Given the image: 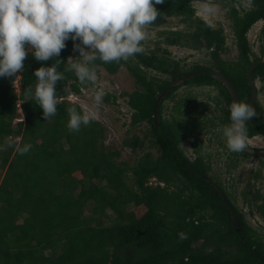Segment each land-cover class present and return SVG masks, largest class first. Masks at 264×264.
I'll return each mask as SVG.
<instances>
[{
  "label": "trees",
  "instance_id": "obj_1",
  "mask_svg": "<svg viewBox=\"0 0 264 264\" xmlns=\"http://www.w3.org/2000/svg\"><path fill=\"white\" fill-rule=\"evenodd\" d=\"M192 1L165 0L156 5L160 16L153 24L191 15ZM256 1L260 6L246 20L248 28L264 17V0ZM245 32L237 30L241 43ZM164 33L169 34L168 44L180 43L177 31ZM66 43L59 56L58 70L65 79L56 86L59 103L54 117L45 120L27 89H34L37 83L35 70L55 60L40 62L29 54L17 77L0 78V145L9 140L13 143L0 150V167L5 172L0 182V264H264L259 258L264 257L263 235L234 202L237 228L232 210L207 178L216 180L231 200L232 193L209 174L208 163L200 154L193 161L185 153L182 144L194 135L193 121L168 123L161 105L160 125L156 123L160 94L194 69H184L169 50L144 51L118 63H95L98 75L105 70L116 76L126 69L135 80L137 88L122 94L128 98L131 112L123 145L136 154L147 152L131 166L121 160L122 150L106 146L103 121L95 119L79 132L67 128L68 110L83 108L71 95H83L95 84H81L73 72L65 71L67 60L79 56L73 52L74 42ZM251 64L248 61L231 69L222 63L236 86L248 90L241 93L247 103L251 100ZM19 76L20 92L16 89ZM257 77L264 82V63L256 67ZM193 83L225 89L231 106L225 86L209 74L186 82ZM119 98L108 92L104 101L119 106ZM254 107L259 115L248 122L250 137L264 134L263 108L259 103ZM144 125L149 129L142 136L136 130ZM23 144L33 147L20 155L16 148ZM154 149L158 156L151 152ZM196 151L199 153L197 144ZM254 199L264 217L263 197ZM141 209L144 212L139 214Z\"/></svg>",
  "mask_w": 264,
  "mask_h": 264
},
{
  "label": "clouds",
  "instance_id": "obj_2",
  "mask_svg": "<svg viewBox=\"0 0 264 264\" xmlns=\"http://www.w3.org/2000/svg\"><path fill=\"white\" fill-rule=\"evenodd\" d=\"M165 0H0V78L17 77L31 54L35 60L47 62L34 72L37 83L28 88L45 120L57 114V84L65 79L59 71V56L73 41L75 59L69 58L65 71L73 72L81 84H96L95 63L128 61L145 51L148 25L157 21L156 5ZM105 87L94 92L95 108L68 110L67 128L79 132L97 118L96 109L106 96ZM27 100V99H26ZM230 124L223 127L227 148L242 153L249 148V120L258 114L247 102L234 101L230 106ZM12 147V141L0 145ZM31 144L16 148L20 155L29 153Z\"/></svg>",
  "mask_w": 264,
  "mask_h": 264
},
{
  "label": "flooded vegetation",
  "instance_id": "obj_3",
  "mask_svg": "<svg viewBox=\"0 0 264 264\" xmlns=\"http://www.w3.org/2000/svg\"><path fill=\"white\" fill-rule=\"evenodd\" d=\"M196 1L205 3L207 5L208 8L206 7L207 10L203 14L208 15L209 18H206L202 13H200L198 7L195 4ZM191 4L193 8V12L191 15L182 14L178 17L165 18L159 24H151V26L160 27L165 24L168 19H178V28H166L159 30V41L161 44H166L168 48L171 46H177V48H179L178 51L182 56L175 59L174 55H172L173 52H171L168 48L162 49L160 47H157L155 50L158 52H166V50H169V52L171 53V57H173L175 61L178 62L184 69H194L186 75L198 71H203L202 73H197L195 77L199 74H209L214 78V74L219 73L222 70L223 74L227 78H229L236 87L238 95L240 97V102H247V98H244V100H242L241 93L245 91L248 92V90L242 88L240 89L236 86L231 76H229L231 75L230 72L229 74H225L222 63L226 64L227 67H230L232 69L234 66L243 67L244 63L250 61L252 63L249 67L248 72V86L251 88L250 104L252 103L254 95V89L250 85V71L252 66L255 65L253 75L254 81L257 86V98L254 106L256 105V103H259L262 106L264 112V106L260 103L261 88L258 87V81L263 84L264 82L260 79V77L255 78L256 67L258 66V64L264 63V17H259L258 19H256L249 28L247 27L249 21L246 22V20L249 17L251 18V16L255 13V10L260 6L259 2H257L256 0H193ZM258 24H261L260 27H258V33L256 36H252L253 30H255V27ZM237 30H246L245 33H241L245 36L244 43H241V41L239 40L240 36L237 33ZM175 31L178 32L180 43L175 45L168 44L167 38L169 34H163V32ZM192 36H194V39L192 38ZM209 36L213 38L212 41ZM192 62L198 63L188 65ZM214 79L217 80L216 78ZM187 81L190 80H186L182 85L173 87L167 97H165V99L160 104V106L162 105L163 107L164 120H166L168 123H187L189 121H193L196 130L194 132V135L191 134L190 136L186 137L185 141L187 139H190L194 143L195 153H197V144L202 159H204V161L208 163L209 174L214 179H217L215 175L211 174V169L213 168V166L210 159V154L203 155L202 152L204 151V148L207 147V145H205L204 143L205 137L208 135H215V138H217V140H220L224 137L222 131L223 127L230 124V122L227 121L228 110L230 109V106L226 91L216 84L200 85L197 83H193L195 86H197L195 89L197 92L195 91L193 95H189L188 97H186L184 94L180 93V89H182L183 86L189 85L186 84ZM208 88L212 89L208 92ZM225 88L230 94L233 103V97L230 90L226 86ZM201 89L206 91V93L200 91ZM213 90L215 92H213ZM201 98L203 99L202 101H200ZM197 99L198 101L194 102ZM167 102H171L172 105L168 106V104H166ZM187 102L189 104H192L193 102L195 103V114L193 116H190L187 112H185V110L188 109L186 108ZM203 104H205V107H208V109H199V107L204 106ZM211 104H213L216 109V112L213 114V116L210 114V109H212V106H210ZM165 110L168 112L167 115L165 114ZM185 114L188 116H186ZM256 137H262L264 139V134L261 133L251 137L249 136V145L258 150H264V144H260L254 141V138ZM220 143H223V145H225V147L227 148L226 142L224 140L221 139ZM182 145L184 146L186 155L191 160H196L199 154L197 153V156H195V158L190 157L186 152L185 145ZM221 150H223V148ZM222 154L223 153H221L220 155ZM229 154L230 158L228 157V159L230 160V162L234 163V167H237L238 159H249V157L254 158L255 160L259 159L260 162L258 163V168L255 169L256 172L253 174V177H255V179L257 180H260L264 176V162L262 161L264 159V155H253L246 151L242 153L229 151ZM232 167L233 165L230 166V168ZM207 179L214 185L216 184V188L220 187L218 186L216 180L214 181L213 179ZM262 179H264V177ZM217 180L221 182L219 179ZM221 183L226 187V190L228 192L232 193V200L228 195L227 196L230 198L234 206L235 203L238 206L236 193L233 192L234 186L232 184H230V186H226L225 183ZM257 189L258 188L255 186L252 187L251 184L248 185V188L245 190V192L247 193L244 194V196L246 198L250 196L252 199H254L256 195H261L263 197L261 191ZM261 202L262 201H260V203Z\"/></svg>",
  "mask_w": 264,
  "mask_h": 264
},
{
  "label": "rangeland",
  "instance_id": "obj_4",
  "mask_svg": "<svg viewBox=\"0 0 264 264\" xmlns=\"http://www.w3.org/2000/svg\"><path fill=\"white\" fill-rule=\"evenodd\" d=\"M196 6L198 7L200 13H204L207 10V5L202 2L196 1ZM207 7V8H206ZM206 18H209L208 15L203 14ZM210 16V15H209ZM261 24H258L255 27V30H253L252 36H256L258 33V27H260ZM178 19H168L165 24H163L160 27H155L148 25L146 28V31L149 33L148 39H146L143 42V47L145 51L151 52L152 50H155L157 47H160L162 49L168 48L166 44L160 43L159 38V30L166 29V28H178ZM159 41V42H158ZM174 55V58L177 59L180 58L182 55H180V52L178 51L179 48L177 46H171L168 48ZM162 53V52H160ZM75 59V58H73ZM194 63L198 62H192L188 65H192ZM152 72V73H151ZM150 74H154L153 71H151ZM103 86L105 87L106 93L110 92L112 94H117L120 96L119 98V106L109 105L107 104L104 99L99 106V108L96 109L97 112V118L98 120H101L104 122L107 133H106V139L105 143L108 148L111 149H120L122 150V158L121 160L129 162L131 166H134L138 159L143 156L147 151H139L137 154L132 151L131 148L124 147L123 142L128 137V129L130 121H131V112L129 111V105H128V98L122 96L125 92H133L137 87L135 80L130 72H128L126 69H123L122 72L119 75L112 76L108 74L105 70H102L100 75H98V81L95 84L94 89L85 90L83 95H71V100L78 102L83 106L84 109L93 107L95 108L94 103V92L95 90ZM197 86L194 84H189L186 86H183L182 89H180V93L184 94L186 97L189 95H193V93L196 91ZM258 87L261 88L260 93V103L264 106V84L258 81ZM212 89V88H211ZM208 88L209 90H211ZM203 93H206L203 89H201ZM197 92V91H196ZM213 92H215L213 90ZM189 93V94H187ZM203 99L201 98L200 101ZM198 99L194 102H197ZM189 104L186 103V109L185 112H187L190 116H193L195 113V103ZM166 104L172 105L171 102H167ZM202 104V103H201ZM206 104V103H205ZM204 106L199 107V109L206 110L208 107ZM212 109H210V114L213 116V114L216 112L215 106L211 104ZM166 111V110H165ZM167 111L165 114L167 115ZM186 115V114H185ZM188 116V115H186ZM127 123L128 125H125ZM149 129V126H145L142 128H139L138 131L139 135L145 136L147 130ZM146 130V131H145ZM134 133V130L133 132ZM131 135V134H130ZM224 136V135H223ZM226 142V137L221 138ZM220 139V140H221ZM220 140L215 138V135H208L205 137L204 143L207 145V147L204 148V151L202 152L203 155L210 154V159L212 161L213 168L211 169V174L215 175L217 179H219L221 182L225 183V185L230 186L232 184L234 186L233 192L236 193V199L237 204L240 207V209L244 212L245 216L247 217L248 222L257 230L260 231L261 235L264 237V217L262 216L261 212L258 209L257 202L252 199L250 196L246 198L244 196L245 190L248 188V185H252V187H257L259 191H261L263 197H264V179L257 180L255 177H253V174L256 172V168H258V163L260 162L259 159L255 160L254 158L249 157V159H238L237 167H234V163L230 162L228 157L230 158L229 149L223 145V143H220ZM254 141L260 144H264V139L262 137H256L254 138ZM187 154L195 158L197 156V153H195L194 149V143L187 139L184 143ZM227 146V142H226ZM223 148V150H221ZM151 152L158 156L159 152L154 149L151 150ZM223 153L222 155H220ZM200 154V153H198ZM201 155V154H200ZM208 156V155H207ZM264 162V159L262 160ZM1 162V159H0ZM233 165L232 168L230 166ZM4 170L0 167V182L2 181L4 177ZM152 183H157V180L153 179ZM235 190V191H234ZM144 210H140L139 214H142Z\"/></svg>",
  "mask_w": 264,
  "mask_h": 264
},
{
  "label": "water",
  "instance_id": "obj_5",
  "mask_svg": "<svg viewBox=\"0 0 264 264\" xmlns=\"http://www.w3.org/2000/svg\"><path fill=\"white\" fill-rule=\"evenodd\" d=\"M254 67H255V65L252 66L251 71H250V85L254 89L253 100H252V103H251L253 106H254V103H255L256 98H257V86H256V83L254 81V75H253ZM202 72L203 71H198V72L183 76V77L173 81L160 94V96L157 99L156 105H155V120H156V123L158 125H160V123H159V115H158V110H159L160 104L165 99V97H167V95L170 93L171 89L173 87L178 86V85H182L186 80H191L192 78L195 77V75L197 73H202ZM214 78H216L217 80L222 82L230 90V92L232 94V97H233V102L234 101H239L240 102V97L238 95L236 87L234 86L232 81L223 74L222 70L219 73L214 74ZM246 152L251 153L253 155H264V150H258V149H255V148L251 147V146H249V148L246 150ZM215 186H217V185L215 184ZM217 188L220 190V192H221L222 196L224 197V200H225L226 204L228 205V207L232 210L234 223L236 224L237 228H240L239 221H238V213H237V210H236L234 204L232 203L230 198L227 196V194L220 187H217ZM259 258H260V260H262L264 262V257H259Z\"/></svg>",
  "mask_w": 264,
  "mask_h": 264
},
{
  "label": "built area",
  "instance_id": "obj_6",
  "mask_svg": "<svg viewBox=\"0 0 264 264\" xmlns=\"http://www.w3.org/2000/svg\"><path fill=\"white\" fill-rule=\"evenodd\" d=\"M21 76H19V79L16 81V89L18 92L21 90V83H20Z\"/></svg>",
  "mask_w": 264,
  "mask_h": 264
}]
</instances>
